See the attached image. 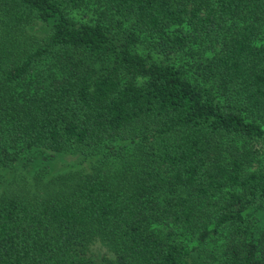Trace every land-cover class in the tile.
Masks as SVG:
<instances>
[{
    "label": "trees",
    "instance_id": "obj_1",
    "mask_svg": "<svg viewBox=\"0 0 264 264\" xmlns=\"http://www.w3.org/2000/svg\"><path fill=\"white\" fill-rule=\"evenodd\" d=\"M61 154L0 264H264V0H0V170Z\"/></svg>",
    "mask_w": 264,
    "mask_h": 264
},
{
    "label": "rangeland",
    "instance_id": "obj_2",
    "mask_svg": "<svg viewBox=\"0 0 264 264\" xmlns=\"http://www.w3.org/2000/svg\"><path fill=\"white\" fill-rule=\"evenodd\" d=\"M78 16V20L82 19L87 21L92 18L91 14L88 12ZM33 30L41 34L44 32L39 25L35 26ZM148 46L151 47L150 45ZM165 56L167 55H162V58H165ZM169 58L176 63H185L188 61L185 56L180 55H177V58L173 56H169ZM261 160H263L262 162L264 163V155ZM91 163L92 161H86L79 155L61 154L55 158L54 162L48 168H45L40 173H38L40 170L34 168L21 167L0 170V195L20 194L25 195L32 200L34 199L36 202L40 201L42 198L56 190L57 186L60 185L54 178L77 171L90 173ZM114 167L115 166L111 164L110 166L105 167L108 177H110ZM217 248L218 247L215 246L213 250Z\"/></svg>",
    "mask_w": 264,
    "mask_h": 264
}]
</instances>
